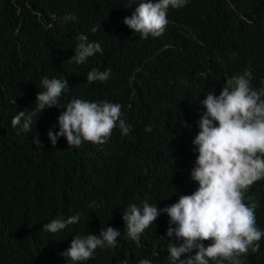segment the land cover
<instances>
[{
  "label": "trees",
  "instance_id": "1",
  "mask_svg": "<svg viewBox=\"0 0 264 264\" xmlns=\"http://www.w3.org/2000/svg\"><path fill=\"white\" fill-rule=\"evenodd\" d=\"M137 6L138 0H0V264H69L60 253L97 226L120 230L117 246L98 248L83 264L167 261L168 240L175 239L166 235L168 215L144 232L138 247L126 238L123 211L144 202L162 209L196 190L192 141L206 92L219 95L227 78L246 68L251 85L264 87V0H188L169 9L160 37L147 39L123 23ZM71 13L76 19L66 22ZM82 33L103 54L77 64L69 59ZM93 68H110V78L88 83ZM45 76L67 79L61 106L73 98L120 104L129 134L117 122L104 144L75 148L60 137L53 146L48 131H59L65 110L55 106L28 133L12 127L18 112L34 107ZM37 135L41 145L33 143ZM248 197L258 202L257 227L264 231V180L250 187L246 203ZM76 214L80 221L59 233L42 230ZM258 243L259 251L242 255L241 264H264V237ZM154 249L158 257L151 256Z\"/></svg>",
  "mask_w": 264,
  "mask_h": 264
},
{
  "label": "clouds",
  "instance_id": "2",
  "mask_svg": "<svg viewBox=\"0 0 264 264\" xmlns=\"http://www.w3.org/2000/svg\"><path fill=\"white\" fill-rule=\"evenodd\" d=\"M187 3L188 0H138V6L130 16L124 17L123 23L141 39L160 37L169 22V9H179ZM75 19L74 13L64 17L66 22ZM97 30L98 26L91 28L93 33ZM78 40L75 54L69 60L84 64L96 53L103 54L101 45L89 42L86 34H80ZM110 76V68L104 71L93 68L86 79L88 83L103 82ZM252 79V70L246 68L243 73L227 78L219 95L208 91L200 102L205 111L198 120L199 132L192 141L193 150L198 153L191 170V179L198 183L196 190L181 195L175 203L162 209L144 202L142 207L133 203L123 211L126 238L138 247L144 232L168 215L166 235L175 239L168 240L167 261L162 264H224L225 261L241 264L242 255L260 249L258 242L264 237V231L256 222L255 210L259 205L252 197L245 202L250 187L264 180V87L254 88ZM40 84L44 91H38L34 107L28 112H18L11 120L12 127L28 133L43 110L55 106L65 110L57 118L59 131H48L53 146L60 137H65L68 146L75 148L85 142L104 144L117 122L121 134H129L130 125L121 119L120 104L73 98L61 106L59 98L69 87L67 79L45 76ZM152 130L151 125L145 128L146 133ZM33 143L41 145L38 135ZM79 221V214L58 217L42 225V230L55 234ZM100 227L92 228L85 235L77 234L60 255L69 264H83L94 257L98 248L114 249L121 231L111 226ZM95 230L100 231L98 235L94 234ZM162 236L167 242L163 233ZM205 241L210 243L206 246ZM151 256L158 257L159 252L154 249ZM138 262L156 264L150 258H141Z\"/></svg>",
  "mask_w": 264,
  "mask_h": 264
}]
</instances>
